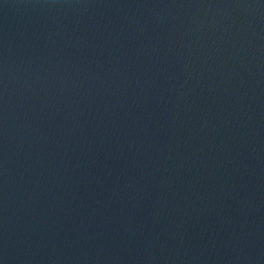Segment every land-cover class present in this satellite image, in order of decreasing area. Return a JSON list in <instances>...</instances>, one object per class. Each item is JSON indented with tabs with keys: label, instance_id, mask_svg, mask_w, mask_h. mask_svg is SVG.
<instances>
[{
	"label": "clouds",
	"instance_id": "obj_1",
	"mask_svg": "<svg viewBox=\"0 0 264 264\" xmlns=\"http://www.w3.org/2000/svg\"><path fill=\"white\" fill-rule=\"evenodd\" d=\"M264 0H0V264H264Z\"/></svg>",
	"mask_w": 264,
	"mask_h": 264
},
{
	"label": "water",
	"instance_id": "obj_2",
	"mask_svg": "<svg viewBox=\"0 0 264 264\" xmlns=\"http://www.w3.org/2000/svg\"><path fill=\"white\" fill-rule=\"evenodd\" d=\"M258 201L261 207V212L259 213L258 222L264 224V190L258 193Z\"/></svg>",
	"mask_w": 264,
	"mask_h": 264
}]
</instances>
